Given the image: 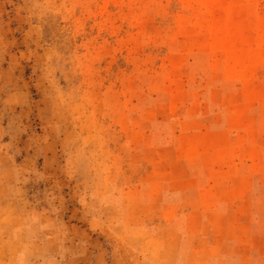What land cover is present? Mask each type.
<instances>
[{"label": "rangeland", "instance_id": "1", "mask_svg": "<svg viewBox=\"0 0 264 264\" xmlns=\"http://www.w3.org/2000/svg\"><path fill=\"white\" fill-rule=\"evenodd\" d=\"M0 264H264V0H0Z\"/></svg>", "mask_w": 264, "mask_h": 264}]
</instances>
